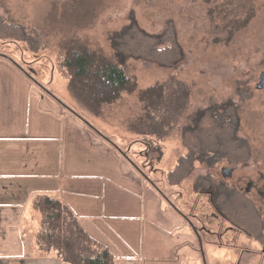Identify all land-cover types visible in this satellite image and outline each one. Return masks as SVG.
Returning a JSON list of instances; mask_svg holds the SVG:
<instances>
[{
    "label": "rangeland",
    "instance_id": "rangeland-1",
    "mask_svg": "<svg viewBox=\"0 0 264 264\" xmlns=\"http://www.w3.org/2000/svg\"><path fill=\"white\" fill-rule=\"evenodd\" d=\"M132 18L153 34L174 27L184 56L174 67L130 58L124 67L136 80V91L125 92L114 104L94 112L70 89L60 60L69 47L79 45L114 57L111 35ZM1 20L23 27L30 36L27 40L9 39L0 28V59L10 60L11 69H20L23 77L32 78L34 83L26 80L33 84V98L39 99L33 103L49 97L54 106L41 107L59 126L66 128L72 119L104 141L108 139L142 188L159 193L191 231L194 244L186 249V260L204 254L208 264L216 263L209 259L205 243L217 239L221 256L236 250L234 264H264V88L257 89L264 71V0H0ZM171 77L183 82L190 96L185 113L170 130H162L159 138V130L153 132L146 122L138 121L142 110L138 94ZM227 102L238 108V134L249 144V157L213 166L199 161L185 179L172 181L169 172L189 151L188 127L193 119L199 112ZM223 168L233 169L232 177L224 178ZM203 179L212 186L205 185ZM102 182L120 187L110 180ZM220 183L250 198L263 221L262 237L237 228L228 230L232 225L211 202ZM233 203L226 211L235 218L232 212L236 215L241 206L236 200ZM244 213L252 215L248 210ZM246 223L256 226V222ZM199 229L204 232L203 240Z\"/></svg>",
    "mask_w": 264,
    "mask_h": 264
},
{
    "label": "crops",
    "instance_id": "crops-1",
    "mask_svg": "<svg viewBox=\"0 0 264 264\" xmlns=\"http://www.w3.org/2000/svg\"><path fill=\"white\" fill-rule=\"evenodd\" d=\"M12 64L0 59V264H68L38 248L32 204L40 195L66 203L114 264H208L204 254L186 260L191 231L159 193L142 188L122 155L80 122L65 128L50 119L41 106L53 99L33 103L32 78ZM215 243H205L212 263L234 264L236 250L221 256Z\"/></svg>",
    "mask_w": 264,
    "mask_h": 264
},
{
    "label": "trees",
    "instance_id": "trees-1",
    "mask_svg": "<svg viewBox=\"0 0 264 264\" xmlns=\"http://www.w3.org/2000/svg\"><path fill=\"white\" fill-rule=\"evenodd\" d=\"M0 28L9 39H30L23 27L1 20ZM110 42L114 57L106 56L90 46L79 45L69 47L60 60L62 69L69 77L70 89L97 113L105 106L114 104L123 93L136 91L137 82L124 67L130 58L174 67L184 56L174 27H169L162 34H153L143 29L134 18L121 30L114 32ZM189 91L175 77L141 90L138 99L142 110L138 121L146 122L153 132L159 130L161 138L162 130H170L177 118L185 113ZM193 120L192 126L188 127L191 134L189 151L179 158L175 169L169 172L172 181L178 183L185 179L199 161H208L213 166L224 160L236 163L249 157V144L238 134V108L232 102L211 106L199 112ZM203 181L205 185L212 186L210 181ZM216 190L211 202L218 214L232 225L228 230L237 228L253 237H262V218L246 193L225 183H220ZM234 200L241 209L236 211V215L232 213L236 220L244 224L236 223L235 218L226 211L232 209ZM32 206L40 215L36 242L42 253H54L68 264L115 263L112 252L86 232L78 217L62 200L40 195ZM247 210L251 216H246L244 212ZM246 221L256 222V226L247 225ZM201 229L208 232L206 228ZM203 231L200 233L202 240L205 239Z\"/></svg>",
    "mask_w": 264,
    "mask_h": 264
},
{
    "label": "water",
    "instance_id": "water-1",
    "mask_svg": "<svg viewBox=\"0 0 264 264\" xmlns=\"http://www.w3.org/2000/svg\"><path fill=\"white\" fill-rule=\"evenodd\" d=\"M263 88H264V71L261 73L259 77V83L257 84V89H263ZM221 173L224 178H229L232 177L234 170L231 168H223Z\"/></svg>",
    "mask_w": 264,
    "mask_h": 264
},
{
    "label": "bare ground",
    "instance_id": "bare-ground-1",
    "mask_svg": "<svg viewBox=\"0 0 264 264\" xmlns=\"http://www.w3.org/2000/svg\"><path fill=\"white\" fill-rule=\"evenodd\" d=\"M240 15H241V13H240ZM240 15H239V16H240Z\"/></svg>",
    "mask_w": 264,
    "mask_h": 264
}]
</instances>
